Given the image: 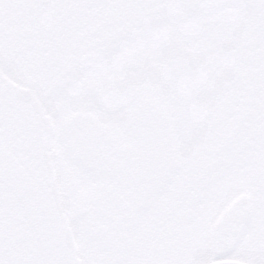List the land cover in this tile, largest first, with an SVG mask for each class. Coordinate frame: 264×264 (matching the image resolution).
<instances>
[{"label":"snow or ice","instance_id":"6c2138e0","mask_svg":"<svg viewBox=\"0 0 264 264\" xmlns=\"http://www.w3.org/2000/svg\"><path fill=\"white\" fill-rule=\"evenodd\" d=\"M0 264H264V0H0Z\"/></svg>","mask_w":264,"mask_h":264}]
</instances>
